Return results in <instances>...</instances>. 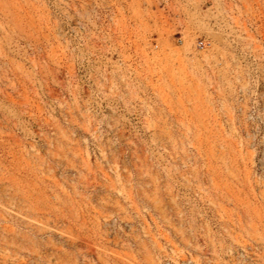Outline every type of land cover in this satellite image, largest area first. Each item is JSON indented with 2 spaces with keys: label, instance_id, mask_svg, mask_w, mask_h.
Instances as JSON below:
<instances>
[{
  "label": "rangeland",
  "instance_id": "1",
  "mask_svg": "<svg viewBox=\"0 0 264 264\" xmlns=\"http://www.w3.org/2000/svg\"><path fill=\"white\" fill-rule=\"evenodd\" d=\"M0 264H264V0H0Z\"/></svg>",
  "mask_w": 264,
  "mask_h": 264
},
{
  "label": "built area",
  "instance_id": "2",
  "mask_svg": "<svg viewBox=\"0 0 264 264\" xmlns=\"http://www.w3.org/2000/svg\"><path fill=\"white\" fill-rule=\"evenodd\" d=\"M199 45H204L203 42H200Z\"/></svg>",
  "mask_w": 264,
  "mask_h": 264
}]
</instances>
